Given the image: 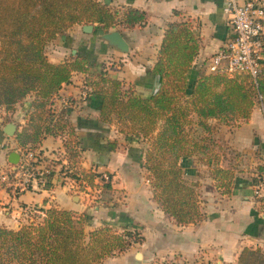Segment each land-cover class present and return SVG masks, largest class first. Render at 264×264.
<instances>
[{
  "label": "trees",
  "instance_id": "16d2710c",
  "mask_svg": "<svg viewBox=\"0 0 264 264\" xmlns=\"http://www.w3.org/2000/svg\"><path fill=\"white\" fill-rule=\"evenodd\" d=\"M147 21L144 11L125 7L122 12L102 0H0V107L14 111L34 97L29 124L16 137L24 146L37 145L64 130L62 120L50 122L48 108L74 73L87 74L92 98L102 101L100 121L115 125L126 137L148 142L144 166L163 211L179 225L196 224L205 214L198 183L186 180L185 162L195 157L204 162L205 157L206 165L213 162L221 185L232 188L235 172L220 167L216 152L226 150V159L228 148L213 136L218 125L237 127L250 118L255 106L264 109V71L255 82L248 75H211L202 66L192 81L202 42L183 20L169 23L165 30L152 71L159 86L148 98L126 90L104 71L93 72L86 53L77 52L73 60L61 64L51 63L47 56L49 45L75 26L132 30ZM70 134L75 138L74 128ZM77 145L81 148L75 139L67 143L70 159H77ZM116 147L109 142L110 151ZM83 178L93 185L95 175L84 172ZM44 209L43 216L18 229L0 225V264H102L144 243L142 234L128 226L88 231L86 213ZM238 264H264V252L245 248Z\"/></svg>",
  "mask_w": 264,
  "mask_h": 264
},
{
  "label": "crops",
  "instance_id": "0c3cea01",
  "mask_svg": "<svg viewBox=\"0 0 264 264\" xmlns=\"http://www.w3.org/2000/svg\"><path fill=\"white\" fill-rule=\"evenodd\" d=\"M226 1L114 0L111 7L121 11L125 7L135 8L146 12L148 16L145 26L124 31L123 35L130 46V53L125 58L121 60V56H118L120 54L112 50L117 54L115 63L118 64L112 63L114 67H110L107 62L106 65L101 64L100 58L98 63L97 56L93 55L89 47L93 37L83 32V26H75L65 36L53 41L47 48V56L51 63L61 64L73 60L75 52L86 53L91 60L93 72L100 74L104 71L110 77L120 80L126 90L131 89L138 96L148 98L159 86V78L152 71L168 24L181 20L188 22L201 39V51L191 74V80L194 81L198 70L229 36L230 26L223 12ZM237 1L243 4L247 0ZM175 11L180 13L179 17L174 15ZM78 45L84 47V52L75 49ZM101 45L96 48L102 51V57L109 55L107 45ZM87 77V74L74 73L70 83L63 85L48 109L52 114L50 122L62 120L66 127L58 135L46 136L37 145L24 146L16 137L29 124L34 97L29 96L24 107V103L17 105L14 113L16 123L10 122L17 126L15 136L8 137L3 132L9 123L0 128V168L13 166L9 157L12 153L19 154L24 148L42 150L52 159L67 153L70 164L81 167L82 174H95L93 185L81 188L94 197L98 187L102 195L97 194L101 196L96 197L101 199L106 195L108 201L92 205L85 193L71 195L69 188L50 179L43 189L26 192L16 200L9 198L12 205L19 203L23 207L37 205L46 209L54 207L79 214L86 213L90 223L88 231L105 226L115 229L128 226L142 234V258L147 262L154 259H177L183 264H238L245 248L261 249L264 252V215L258 210L252 187L255 172L264 166V109L261 105L255 106L250 118L241 121L237 127L218 125L213 136L235 157L239 156L232 159L227 154L226 159L223 156L220 162L221 168L235 172V181L230 190L215 178L213 162L206 165L198 157L184 161L186 171L190 168L187 165L192 164V173L190 170L187 172L186 180L199 185L200 208L205 219L183 226L166 214L154 197L150 173L144 166L148 144L119 133L115 125L102 123L100 98L91 97L86 103L81 100ZM73 128L75 138L70 134ZM71 139L81 145V148L77 145L81 152L76 149L79 155L75 160L70 159L67 149ZM109 142L116 144L115 151L109 150ZM7 144L12 147L10 151L6 149ZM242 162L246 165L243 163L244 166L240 167L238 164ZM196 170H200L201 174L207 173L205 178L195 173ZM105 173L113 179L110 190L99 184L100 177ZM137 254V249L133 247L124 254L106 259L102 264H134Z\"/></svg>",
  "mask_w": 264,
  "mask_h": 264
},
{
  "label": "built area",
  "instance_id": "2783aa9c",
  "mask_svg": "<svg viewBox=\"0 0 264 264\" xmlns=\"http://www.w3.org/2000/svg\"><path fill=\"white\" fill-rule=\"evenodd\" d=\"M223 12L228 20L230 33L205 64V69L211 75H248L256 82L264 71V0H247L243 4L237 0H227ZM91 97L90 88L84 84L81 100L86 103ZM66 101L70 103V100ZM76 149L80 151V148ZM19 154V164L11 166L7 172H2L1 176L3 183H7L12 189L13 199H18L26 192L45 188L50 179L58 181L61 186L77 194L83 192L85 196H90V192L81 191L83 185H88L83 176H70L72 170L67 153L52 159L44 151L31 147L20 150ZM10 179L18 182L12 183ZM100 182L101 185L111 186L113 179L105 173L100 177ZM252 187L258 210L264 215V168L255 172ZM95 192L96 198L102 190L97 187ZM32 211L29 207L21 209L25 214Z\"/></svg>",
  "mask_w": 264,
  "mask_h": 264
},
{
  "label": "rangeland",
  "instance_id": "374dc122",
  "mask_svg": "<svg viewBox=\"0 0 264 264\" xmlns=\"http://www.w3.org/2000/svg\"><path fill=\"white\" fill-rule=\"evenodd\" d=\"M113 8H116V7H113ZM114 30L120 31L122 33V35H123L124 31H127V29H121V30L120 29H113V30H109V31H114ZM91 36L93 37V41L90 42L91 44L89 45V47L91 46V50L93 52V55L97 56L96 57L97 61H98V58H100L99 60L102 62L101 64L104 63L106 65V62H107V63H109L107 66L114 67L112 63H114V65L118 64V63H115V59H116V56H117L116 53L120 54L118 56H121L120 57L121 60L123 58H125V56H127L130 53V46H129V52L124 54V53H121V52L117 51L116 49H114L113 47H110V46H108L106 44L107 45V51L109 50V52H108L109 55H106V56L102 57V55L100 54V53H102V51L100 49L98 50L96 48V46L97 47L102 46L101 43H103V42L98 38L97 35L92 34ZM126 37H129V36L126 35ZM124 38H125V36H124ZM80 45H78V48L75 47V49L81 50L82 52H84V50L82 49L84 47H82ZM88 50H90V49H88ZM112 50H114L116 53H114ZM98 54H100V56ZM98 63H100V62L98 61ZM203 70H206L205 69V64L203 65ZM26 102H28V101H26ZM26 102H24L23 107L25 106ZM71 103H72V101L70 100V104ZM16 110H17V108H15L14 111H8L4 107H0V128L5 126L7 123H10L11 121L16 123V120L14 119V113L16 112ZM8 137H6V138L10 140V138H8ZM146 146L147 145H145V147ZM11 148H12L11 145H9V144L6 145V149L8 151H10ZM225 151L226 150L219 149V148H217V150H216V152H218L219 155H220V162L222 160V157L225 156L224 155ZM218 153H217V155H218ZM233 153H235V152H233ZM227 154H229L232 157V159L239 158V156L235 157V155H233L232 152L229 151L228 149H227ZM215 159L217 160L219 158L215 157ZM81 160H82V158H81ZM203 161L204 162H201V163H203V164L206 163V158L205 157H204ZM243 163L244 162H242V164H238V163L237 164L240 165V167H243L244 164L246 165V163H244V164ZM75 164H76V162H75ZM191 165H189V166L187 165V168L190 167L188 169V171L190 170V173H192ZM10 167H11L10 165H6L5 167L0 168V225L6 226L8 228L18 229L20 226H22L24 224H28L29 220H34V219H37L38 216L39 217L43 216V210H45V209L42 206L38 207L37 205H27L26 207L31 208L33 211L25 214V213H22L21 210H20L23 207L21 204L15 203V205H12L11 202H9V198H13L12 189L7 185V183H3L1 176H2V172H7L10 169ZM70 168L72 170V173L70 174V176L76 177L77 174L78 175L80 174V175L83 176V174L81 172L83 169L81 167H79V166H75L74 167V166L71 165ZM195 173H197L202 178H205V174H207V173L201 174L200 170H199V172H197V170H196ZM10 182L17 183L18 180L10 179ZM85 185H83V186H85ZM81 191H85L86 192V190H83L82 188H81ZM69 193L71 195H75L76 194L73 191L69 192ZM101 195H102V193H101ZM101 195H97V196H101ZM92 198H93V200H92ZM96 198H98V197H96ZM96 198H95V196L93 197L90 194L89 200L91 199L92 205H94V204L95 205H101L103 202L108 201V197L106 195L103 196L101 199L100 198L96 199ZM134 248L137 249L138 253L142 254V246L140 244L135 245ZM134 264H183V263H180L177 259H167V260L154 259V260H151V261L147 262L146 260H144V258L138 259L136 257V259L134 260Z\"/></svg>",
  "mask_w": 264,
  "mask_h": 264
},
{
  "label": "water",
  "instance_id": "95a60500",
  "mask_svg": "<svg viewBox=\"0 0 264 264\" xmlns=\"http://www.w3.org/2000/svg\"><path fill=\"white\" fill-rule=\"evenodd\" d=\"M114 0H102L103 4L106 6H111ZM83 32L88 35L95 34L98 36V38L105 44H107L110 47H113L117 51L121 53H128L129 52V44L127 40L124 38L122 33L120 31L114 30V31H105L103 29L96 30L95 26L93 25H85L83 26ZM76 54V52H75ZM17 126L13 123H9L5 126L3 132L6 136L13 137L16 134ZM20 154L18 153H12L9 157V162L16 166L20 162ZM137 258L141 259L142 254L138 253Z\"/></svg>",
  "mask_w": 264,
  "mask_h": 264
}]
</instances>
